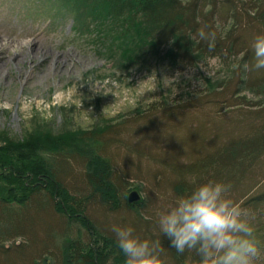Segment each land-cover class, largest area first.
<instances>
[{"label": "rangeland", "instance_id": "1", "mask_svg": "<svg viewBox=\"0 0 264 264\" xmlns=\"http://www.w3.org/2000/svg\"><path fill=\"white\" fill-rule=\"evenodd\" d=\"M240 1L247 4L248 14L257 11L249 9L253 0ZM263 3L257 0L255 5L260 8ZM215 19L221 32L233 20ZM93 32L74 31L73 14L55 18L46 0H0V41L4 43L0 49V142L4 135L21 138L35 129L60 132L108 125L96 136L112 139L104 149L121 204L112 208L93 195L89 214L99 231L116 238L114 225L131 226L142 219L149 226H159V216L180 198L170 163L198 160L218 143L216 139L223 140L217 136L221 128L264 116V85L249 88L242 82L249 77L243 53L176 62L167 45L148 50L137 35L118 37V30L108 27ZM230 98L237 104L226 105ZM80 168L71 167L64 181L83 186ZM253 171L231 187L233 201L242 204L246 195L264 189V156ZM133 189L144 200L131 210L124 197ZM35 208L40 209L33 203L0 204V217L10 223ZM39 214L43 224L55 231L44 248L38 241L30 245L29 237L45 240L44 229L38 227L35 236L0 240L2 249L30 245L29 249L41 252L40 257L33 256V262L46 256L51 264H62L64 237L88 240L77 222L67 221L53 208L43 207Z\"/></svg>", "mask_w": 264, "mask_h": 264}, {"label": "trees", "instance_id": "2", "mask_svg": "<svg viewBox=\"0 0 264 264\" xmlns=\"http://www.w3.org/2000/svg\"><path fill=\"white\" fill-rule=\"evenodd\" d=\"M46 1L55 18L73 14V29L77 33H94L95 29L105 27L117 29L118 37L137 35L148 50L167 45L170 57H175L176 62L195 63L207 55L243 53L249 65V77L242 79V82L249 88L256 87V84L264 85V69L252 68V44L257 36L264 35V3L258 8L255 5L257 0L248 4L251 10L257 8L255 13L249 14L247 4L240 3V0ZM216 15L222 20L228 17L233 19L228 30H217ZM202 26H208L206 30L216 32V44L212 50L196 35ZM236 104L232 98L226 103L229 107ZM250 121L228 125L225 130L221 128L217 136H223V140L216 139L218 143L213 144L202 158L168 164L171 170L166 168L175 174L174 189L180 197L193 191L195 188L192 186L201 184V180L225 182L233 186L244 175H253V167L264 156V116ZM108 127L102 125L92 130L67 129L60 132L35 129L21 138L4 135L0 142V204L25 206L33 203L38 204L40 209L53 208L68 221L77 222L87 232L86 241L82 238L66 239L64 233H58L65 238L62 243V264H126V257L119 249L117 239L99 231L89 214L93 195L112 208L121 204L114 169L104 149L106 143L108 149L112 139L100 140L101 135L96 136ZM76 160L81 163L78 164ZM76 164L81 167L83 186L64 181L65 176L73 170L71 167ZM105 186L109 187L108 192ZM126 197L125 204L131 210L139 204L142 206V197L136 203H128ZM240 205L250 213L255 235L264 245V189L246 195ZM40 209L35 208L34 212L23 215L21 220L12 219L10 223L0 217V240L14 235L35 236L34 231L39 227L45 231V240L29 237V241L30 245L32 241L35 245L42 243L44 248L47 237L55 231H52L50 224H43ZM131 226L141 238H159L165 249L163 259L170 261L169 264H200L194 251H186L181 255L171 248L167 237L160 233L159 226H149L142 219ZM1 246L0 264H51L46 256L41 261L33 262V256L41 253L37 249L20 247L6 251ZM257 264H264V256Z\"/></svg>", "mask_w": 264, "mask_h": 264}, {"label": "clouds", "instance_id": "3", "mask_svg": "<svg viewBox=\"0 0 264 264\" xmlns=\"http://www.w3.org/2000/svg\"><path fill=\"white\" fill-rule=\"evenodd\" d=\"M207 28L202 26L196 35L212 50L217 36ZM252 49V68L264 69V35L255 38ZM243 67L249 69L248 64ZM231 187L230 183L209 181L176 199L158 221L170 247L181 255L194 251L200 264H257L264 256V245L255 235L248 210L231 199ZM112 231L126 264H165L159 238H141L132 226L114 225Z\"/></svg>", "mask_w": 264, "mask_h": 264}, {"label": "water", "instance_id": "4", "mask_svg": "<svg viewBox=\"0 0 264 264\" xmlns=\"http://www.w3.org/2000/svg\"><path fill=\"white\" fill-rule=\"evenodd\" d=\"M140 198H141L140 192L135 189L129 191L126 197L128 203H135Z\"/></svg>", "mask_w": 264, "mask_h": 264}, {"label": "bare ground", "instance_id": "5", "mask_svg": "<svg viewBox=\"0 0 264 264\" xmlns=\"http://www.w3.org/2000/svg\"><path fill=\"white\" fill-rule=\"evenodd\" d=\"M3 44H4V43H2V42L0 41V49L2 48L1 45H3ZM7 44H8V43H7ZM7 44H6V45H7ZM8 45H9V44H8ZM21 54H23V53L20 52V55H21ZM0 61H1V60H0ZM218 90H219V89H218ZM220 91H221V90H220ZM217 92H218V91H217ZM184 164H185V163H184ZM119 178H120V177H119ZM103 188H104V187H103ZM103 188H102V189H103ZM105 189H107V192H108L109 187L106 188V186H105ZM111 189H112V188H111ZM111 189H110V190H111ZM110 190H109V192H110ZM111 191H113V190H111ZM126 191H127V190H126ZM95 194H96V193H95ZM117 195H118V194H117ZM125 195H126V194H125ZM93 197H94V196H93ZM141 197H142V196H141ZM141 199H142V198H141ZM138 201H139V200H138ZM135 203H136V202H135ZM69 219H70V218H69ZM67 221H68V220H67ZM94 245H95V244H94Z\"/></svg>", "mask_w": 264, "mask_h": 264}]
</instances>
